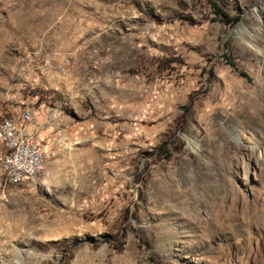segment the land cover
<instances>
[{
	"label": "rangeland",
	"instance_id": "obj_1",
	"mask_svg": "<svg viewBox=\"0 0 264 264\" xmlns=\"http://www.w3.org/2000/svg\"><path fill=\"white\" fill-rule=\"evenodd\" d=\"M218 2L0 0V118L47 138L0 264H264V0Z\"/></svg>",
	"mask_w": 264,
	"mask_h": 264
},
{
	"label": "built area",
	"instance_id": "obj_2",
	"mask_svg": "<svg viewBox=\"0 0 264 264\" xmlns=\"http://www.w3.org/2000/svg\"><path fill=\"white\" fill-rule=\"evenodd\" d=\"M32 99L0 118V196L6 189L43 174L47 150L38 101Z\"/></svg>",
	"mask_w": 264,
	"mask_h": 264
},
{
	"label": "trees",
	"instance_id": "obj_3",
	"mask_svg": "<svg viewBox=\"0 0 264 264\" xmlns=\"http://www.w3.org/2000/svg\"><path fill=\"white\" fill-rule=\"evenodd\" d=\"M210 2L212 3L213 7L215 8L216 12L220 15L219 16V20L225 22L228 25H234L237 22L240 21V17L239 16H234L231 15L228 11H226L222 5L218 2V0H210ZM229 63L235 68L237 69L243 76H246L249 78L248 74L243 71L242 69H239L238 66L236 65V63L234 61H232L229 58ZM250 79V78H249Z\"/></svg>",
	"mask_w": 264,
	"mask_h": 264
},
{
	"label": "bare ground",
	"instance_id": "obj_4",
	"mask_svg": "<svg viewBox=\"0 0 264 264\" xmlns=\"http://www.w3.org/2000/svg\"><path fill=\"white\" fill-rule=\"evenodd\" d=\"M44 4H50V2H49V1H47V2H46V3H44ZM46 6H47V5H46ZM54 9H55V10H57V7H54ZM55 10H54V11H55ZM9 50H10V49H9ZM8 55H9V54H8ZM4 61H5V60H4ZM4 61H3V62H4ZM7 61H8V60H7ZM8 63H9V62H8ZM6 64H7V62H6ZM5 68H6V67H5Z\"/></svg>",
	"mask_w": 264,
	"mask_h": 264
},
{
	"label": "crops",
	"instance_id": "obj_5",
	"mask_svg": "<svg viewBox=\"0 0 264 264\" xmlns=\"http://www.w3.org/2000/svg\"><path fill=\"white\" fill-rule=\"evenodd\" d=\"M41 135H42V137L44 139V144H45V141H46L47 138L43 135V131L41 132ZM45 149H46V144H45Z\"/></svg>",
	"mask_w": 264,
	"mask_h": 264
}]
</instances>
